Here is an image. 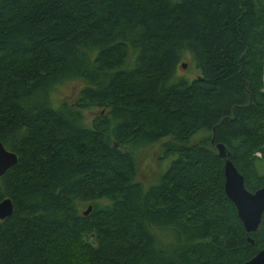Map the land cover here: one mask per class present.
Masks as SVG:
<instances>
[{"label":"trees","instance_id":"obj_1","mask_svg":"<svg viewBox=\"0 0 264 264\" xmlns=\"http://www.w3.org/2000/svg\"><path fill=\"white\" fill-rule=\"evenodd\" d=\"M0 142V264H244L215 145L264 185V0H0Z\"/></svg>","mask_w":264,"mask_h":264},{"label":"water","instance_id":"obj_2","mask_svg":"<svg viewBox=\"0 0 264 264\" xmlns=\"http://www.w3.org/2000/svg\"><path fill=\"white\" fill-rule=\"evenodd\" d=\"M186 68V64H182ZM212 138L211 142H213ZM215 148L220 157L225 158L224 163V193L233 203L237 210L238 217L242 222L247 234L254 233L258 230L262 215L264 212V185L250 192L245 188L244 176L238 172L230 160V154L223 144H216ZM17 163V156L14 152L7 150L0 142V176ZM92 210L89 205L86 211L87 215ZM13 205L9 198L0 202V219L9 217L12 214ZM86 238V237H85ZM88 239V238H87ZM248 243L253 244V240L248 237ZM244 264H264V249L260 250L254 257Z\"/></svg>","mask_w":264,"mask_h":264},{"label":"rangeland","instance_id":"obj_3","mask_svg":"<svg viewBox=\"0 0 264 264\" xmlns=\"http://www.w3.org/2000/svg\"><path fill=\"white\" fill-rule=\"evenodd\" d=\"M182 75H189L192 78H196L199 76V72L193 69L180 70ZM82 87L80 82H70L65 84L61 88V94H58V98H63L68 102H71L78 94ZM99 112L98 109H94L91 111L84 112V119L86 121V125L90 126L92 124V120L94 116ZM197 140V138H195ZM158 148H150L151 152L146 155V157L140 161L139 168H138V179L145 184H155L157 182V178L163 174V172L169 166V159H160ZM259 153H256L258 155ZM255 155V154H254ZM159 157V159H158Z\"/></svg>","mask_w":264,"mask_h":264}]
</instances>
